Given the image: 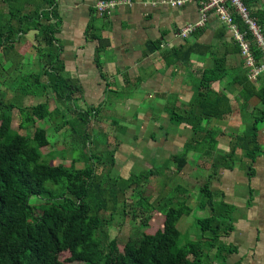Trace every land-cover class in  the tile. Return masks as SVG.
Listing matches in <instances>:
<instances>
[{
    "label": "crops",
    "instance_id": "0c3cea01",
    "mask_svg": "<svg viewBox=\"0 0 264 264\" xmlns=\"http://www.w3.org/2000/svg\"><path fill=\"white\" fill-rule=\"evenodd\" d=\"M97 1L54 0L51 6L54 16L50 24L54 29V49L61 62L60 74L63 81L59 79V82L57 80L48 82L47 76L43 75L41 82L34 86L45 88L49 95V91L57 85L64 87L59 91L64 90L65 96L57 95L53 100L52 97L49 98L50 105L54 101L51 109L58 107L60 110V104L69 103L72 108L79 109L76 112L89 113V124L92 118L99 124L104 118L102 113L106 107L109 112L114 106L120 109L118 116L123 119L122 125L132 122L135 128L128 131L132 135H129L128 140L117 137V142L110 148L115 159L112 168L119 166L123 172L127 169L126 172L131 173L135 163L150 165L149 160L152 159L155 163L151 164L166 168L164 171L161 168L154 170L155 179L159 173H165L164 175L167 176L173 167L174 172L179 174L189 167L197 170L210 162L205 160L207 157L199 158L198 144V148L195 146L196 149H193L196 159L190 152L185 151L186 144L192 137L190 123L182 122L178 124L180 128L178 126L170 133L167 130L163 131L162 126L175 124L173 117L171 119L173 111L185 114L194 107L203 70L213 67L216 59L223 58L224 75L222 80L212 83V88L214 91H223L227 94L232 111L222 118L203 119L201 124L213 129L215 135L218 134L215 136L216 145L221 138H228L230 150L232 139L242 134L234 129L240 121H243L246 110L254 112L257 106L255 103L259 100L251 97L245 101L240 97L242 88L239 81L247 70L242 65L238 44L226 26L214 13L209 12L202 26L196 27L186 37H181L179 32L182 28L200 19L199 4L196 1L176 6L172 3L174 0H119L117 6L107 16H100L96 12ZM243 1L250 14L264 8V0ZM27 8L32 9V6ZM47 25L48 22L40 21L36 29H29L23 40L17 43V54L21 56L20 63L25 64L22 57L31 50V56L25 65L26 75L43 70L40 55L34 52L41 51L43 44L36 40V36L39 39L42 35V27ZM188 49L191 52L185 56ZM18 55L17 59H19ZM50 58L53 61L54 54ZM262 78L259 82L257 80L256 84H260L261 80H264ZM21 82L24 83L23 78L17 81L14 77L12 86ZM64 85H68L69 89ZM21 87L24 88L23 84ZM53 92L57 91L53 89ZM77 103L81 105L80 108ZM65 106L62 107L63 110ZM263 111L264 109L263 117L260 119L264 118ZM214 118L216 122L212 121ZM111 121L110 124L120 125L114 123L116 120ZM227 127L231 129L228 133L224 130ZM61 130L62 128L59 133ZM91 130L92 134L99 131L98 128ZM116 130L110 131L116 134ZM119 132L124 134L127 131L119 130ZM201 140H204L201 147L205 150V155H210L213 159L218 157L216 147L212 150L205 149L207 137L200 138ZM262 149V152L250 163L243 157L241 150L237 149L232 166L219 167L215 171L216 174L212 175V182L209 181L212 199L211 203L206 201L204 208L210 209V204L213 207L224 204L231 209L229 218L220 217L221 220H230L233 225L231 232L221 237V242L235 247V252L231 255H238V260L235 263L228 262L229 264L264 262L261 259L259 261L257 256L258 252L264 250L263 146ZM182 154H186L187 162L184 167H188L185 169L182 167L177 172L176 166L180 161L172 157ZM162 159L171 160L173 163L169 165L166 161L162 162ZM121 169L115 172L119 174ZM209 169L206 168L205 173H208ZM210 177L211 175L208 176L209 179ZM178 189L184 195L181 196L182 198L191 195L190 187L181 186ZM196 191H198L197 187H192L193 198ZM164 194H166L164 189H160L153 199ZM197 199L195 205L200 203L198 197ZM224 208L222 207V211ZM248 237L251 239L246 242Z\"/></svg>",
    "mask_w": 264,
    "mask_h": 264
},
{
    "label": "trees",
    "instance_id": "16d2710c",
    "mask_svg": "<svg viewBox=\"0 0 264 264\" xmlns=\"http://www.w3.org/2000/svg\"><path fill=\"white\" fill-rule=\"evenodd\" d=\"M3 1L12 3V0ZM24 2H27V7L32 6V9L25 8ZM16 3L17 7L13 9L15 12H11V16L0 24V49H13L17 37L20 41V37L29 29H36L40 21L48 22L46 27H42L39 39L36 36V40L43 44L39 56L43 62V70L26 75L23 78V86L25 88L39 84L43 75L47 76L48 82L54 80L59 82V79L62 80L61 62L58 54H55L54 29L50 24L54 16L51 7L54 0H18ZM251 16L256 18L264 36V8L255 10ZM235 21L241 30H247V26L238 15H235ZM13 22H16L15 25ZM247 38L255 62L260 63L262 53L256 45V40L249 32ZM238 51L240 52V48ZM190 52L188 49L185 56ZM53 54L52 61L50 56ZM224 72V59H216L213 67L202 72L194 107L185 114L172 112L171 119L173 117L176 125L182 122L190 123L192 139L186 144V148L194 149L200 142L198 138L206 137L205 149L215 148L216 135L213 129L201 122L212 117L222 118L232 111L227 94L212 89V83L220 80ZM263 75L258 77V82ZM252 82L246 74L242 76L239 81L242 88L240 97L245 101L256 97L264 104V80H261V84H256L257 81ZM61 88L64 87L61 85L54 87L56 93L53 89L50 90L53 94L52 100L57 95L65 96L64 90L59 91ZM19 111L26 114L24 120L35 121L53 120L60 110L58 107L50 109V100H46L30 107L24 106ZM78 114L77 119L84 125L83 129L88 128L89 113L85 111ZM262 115L255 117L248 132L238 134L232 139L228 152L214 159L211 163L214 168L212 174L215 175L219 167L230 168L237 149L241 150L249 163L262 152L257 137V121ZM24 120L21 118L19 126H22ZM10 121V116L0 115V264H206L207 253L213 248L216 249L214 256L220 258L223 264H229L227 257L235 252V247L221 242V237L227 236L233 225L230 220L218 218L221 217V212L224 213L223 217H230L229 206L220 204L214 208L210 204L211 212L213 211L210 216L196 220L201 230L200 238L179 245L178 220L183 215H189L193 208L187 203L186 198L182 197L163 195L151 201L145 190L139 186L140 181L145 183L149 176L154 175L153 170L131 173L126 178L119 174L113 179L108 176L109 181H112L106 185L103 181V171H97L102 162L101 154L91 151L90 136L86 130L72 140L74 148H80L84 161V166L77 168L74 164L78 158H73L68 166L63 163L51 164L43 159L41 148L49 143L44 128H36L29 136L21 135L13 132ZM68 121L69 119L56 124L55 129L60 130ZM77 126L72 132L75 133ZM61 157L65 159L63 154ZM107 157L112 168L115 163L113 150L108 152ZM172 158L180 161L176 166V171L179 172L187 162L186 154L174 155ZM180 187L177 185L175 190L182 194L178 189ZM128 189H137L139 192L136 206H140L149 214L150 207L157 209L159 206L158 209L163 211V219L160 228L146 233L144 228L149 218L141 216L138 206L133 205L130 215L141 219V232L135 237L128 238L120 247L116 238H111L105 227L115 217L128 214L124 195ZM200 191L206 201L211 203L212 192L208 182L200 186ZM31 198H35L37 202L33 203ZM206 201H201L198 206L204 208ZM222 207H225L223 211ZM206 231L209 232L207 236ZM202 234L206 237L205 240L202 239L204 238ZM65 252L67 255L62 258L61 254Z\"/></svg>",
    "mask_w": 264,
    "mask_h": 264
},
{
    "label": "rangeland",
    "instance_id": "374dc122",
    "mask_svg": "<svg viewBox=\"0 0 264 264\" xmlns=\"http://www.w3.org/2000/svg\"><path fill=\"white\" fill-rule=\"evenodd\" d=\"M32 1H36V0H32ZM18 0H12V3L9 4L8 1L4 2L3 0H0V24L2 25V23H4L6 21V18H9L11 16V12H13L14 8L17 7V3ZM27 2L23 3V6L26 4ZM36 4V3H35ZM28 4L25 5V8L27 7ZM15 12V11H14ZM16 22H13L12 24L15 25ZM7 27V26H6ZM23 28H25V25L23 26ZM24 35H22V37H20V40L24 38ZM18 37L17 40L15 41V45L14 48L12 49H0V115H6L7 117L10 116L11 121H10V128L13 130V132H17L21 135H32L34 130L38 127L40 128H44L46 130L47 133V138L49 143L45 146H43L41 148V152L43 154V159H45L48 163L51 164H58V163H63L65 166H68L71 164V161L73 158H78L79 160H76V163L74 164L77 168H81L84 166V161H82V157H81V151L80 148H74L72 140L73 138H78V135H82L81 133L86 130L87 134L90 136V149L92 152L96 153V154H101V163L99 165V167L97 168L98 170H102L103 171V181L104 183L110 184L111 181H109L108 176L111 177V179H113V177L115 175H117L118 173L115 172L117 170H120L121 167L116 166L114 168H110L111 163L108 161V152L110 151V148L112 146H114V144L117 142V137L122 138V140H128L129 138V130H133L135 128L134 125L131 124H127V125H122L123 123V119L118 116L119 113L121 112L120 109L116 108L114 106V108H112L111 112H109L110 110L106 107V109H103V113L101 111V113L103 114L104 118L100 120V125L98 124L97 121H94V118H92L89 126L91 128H95V129H99L98 132H94L92 134V130L91 128L86 127V129L84 128V125L81 123L80 120L77 119V116H79L78 111L79 109L76 108H72L71 106H69V103H62L60 104V111L57 112L55 115L56 117L53 120L50 119H36L35 121L32 120H24V116H26L25 113H21L19 111L20 108H23L24 106H32L34 104L40 103V102H44L46 100H49L50 97H52V93L50 92V95L48 94V92H46L43 88H38V86L34 87V85L32 87H25L22 88V84L23 82H21L20 84L16 85V86H12V79H15L17 81L22 80V78H24L26 76L25 72V65L27 63L28 58L31 56L30 51H28L25 56L22 57L23 63H20L21 61V56H19L17 54V49H18V45H17V41H18ZM32 52H34L32 50ZM34 54L36 55H40V52L36 51L34 52ZM33 54V55H34ZM17 55L18 58L17 59ZM243 62V60H242ZM243 65V63H242ZM244 67V65H243ZM245 68V67H244ZM243 68V69H244ZM246 70V68H245ZM244 70V71H245ZM25 74V75H24ZM42 78V77H41ZM264 79V76L263 78ZM11 80V81H10ZM222 80V79H221ZM10 82V83H9ZM261 84V83H260ZM43 89V90H42ZM213 89V88H212ZM55 99V97H54ZM256 100V99H255ZM57 102L55 101V104ZM53 103L50 105V109L52 108ZM59 104V101H58ZM67 104V105H66ZM74 104V103H73ZM256 105V109L254 110V112H248L246 110V112L244 113L245 116L242 118L243 121H240V123L238 124L237 128L234 129L235 131H238L237 133H246L250 130L253 121H254V117L255 116H261L262 115V110L264 109V104L260 103L259 101H256L255 103ZM13 105V106H12ZM66 105V106H65ZM64 110L62 109V107H64ZM77 106H79L80 108V104L77 103ZM83 108H85L84 105H82ZM258 107V108H257ZM68 108V109H67ZM63 110V111H62ZM74 112V114L72 113ZM65 113V114H64ZM64 114V117H63ZM110 114V115H109ZM105 115L107 117H105ZM226 116V115H225ZM224 116V117H225ZM101 117V116H100ZM263 117V116H262ZM21 118L23 121L22 126H19V123L21 121ZM69 119V121L67 122L68 124H65L61 130V132L59 133V130L57 131V129H55V125L56 124H61V122H63L64 120ZM227 119V118H225ZM111 120H116L114 123L116 124H120V125H114V124H110L112 121ZM213 122H216V118L212 119ZM78 123V124H77ZM82 127V129H80L78 126ZM77 126V130H75V133L72 132V129H74V127ZM179 125H165L162 126L163 127V131H168L170 133V131H173L175 128H178ZM181 126H179L180 128ZM216 128V125L215 127ZM112 129H117V133H112L110 130ZM257 137H258V141L260 144H262V146L264 147V118L263 119H259L257 121ZM119 130L121 131H127L126 133L123 134V132H119ZM224 130H227V133L231 130L230 128H224ZM79 133V134H78ZM158 134V133H157ZM132 136V135H131ZM216 136H218V134H216ZM217 138V137H216ZM192 138L189 139V141ZM198 140L200 141V138H198ZM228 138L226 139L225 137L221 138L218 141V145H216L215 147L217 148V153L218 156L223 155V153H226L229 151L228 147H229V143L228 142ZM188 141V142H189ZM187 142V143H188ZM201 144H203V140H201L198 145H199V158H205V160H209L210 164H208L207 166H201V168L197 169L196 168H187L185 172L179 174L174 172V167L170 169V167H168L169 170V174L166 176L164 174L159 173L157 179L154 172V175L149 176L148 181H146L145 183H143V181H140L141 185L139 186L140 189H144L145 190V194L148 195V198L152 201V199L154 198V196H156V194H158L160 189H164L165 193L164 196H173L175 198L178 197H184V195L181 193H178V190H175L177 185L182 186V188L186 187H190L191 190V195L188 196L186 198V201H189L188 204L190 206H192V211L189 215H183L177 223V228L180 231V237H179V245H183L188 241H193V240H198L200 238V234H201V230L199 229V225L196 223L197 219L200 218H204L207 216H210V214L212 213L211 210L209 208H202L198 205H195L194 203L198 202L197 197L199 198V201L201 202H205L207 199L204 197V194L200 191V187L202 184H205L206 182H208V184H210V182H212V176L210 177V179L208 178L209 175L212 174L214 168L211 165V163L214 161L212 156H208L205 155V150L202 149ZM89 146V143L87 144V147ZM198 148V146H197ZM184 149V148H183ZM195 149V148H194ZM185 151L190 152L191 155L194 156V159H196V156L193 152V149H190L189 147H185ZM215 151V152H216ZM119 152V151H118ZM176 152V151H175ZM174 154H178L175 153ZM64 155L65 159H62L61 155ZM46 157V158H45ZM138 159L135 157H131V159ZM198 158V157H197ZM216 158V157H215ZM95 161L97 162V159H95ZM162 162H165L166 160L162 159ZM167 163H169V165H171V163H173V161H166ZM90 163V162H88ZM148 163V162H147ZM149 164H144L141 165L139 163H135L134 166H132L131 168V173H140L142 171L145 170H155L157 171L158 165H153L151 163H155L152 159L149 160ZM102 166H105L102 168ZM184 167V166H183ZM188 167V166H186ZM184 167V169L186 168ZM206 168H210L208 173H205ZM163 169V171L166 168H161ZM127 169H124V172L121 169V173H119V175H121L122 177H128L130 176L131 173L126 172ZM99 172V171H98ZM213 175V174H212ZM152 178V179H151ZM198 181V182H196ZM210 181V182H209ZM197 187L198 191L195 192V197L193 198V194H192V187ZM167 190V192H166ZM194 191V190H193ZM139 192L137 191V189H131V190H126L125 191V208L126 211L128 212V214L124 215V216H117L115 217L110 223L109 225H106V230L108 231L109 235L111 238L115 237L119 246L122 247L123 243L125 241L128 240V238L130 237H135L137 236L141 231H140V224H141V219L138 218H133L130 215V211L132 206H136V200H138L139 198ZM201 197V198H200ZM173 198V199H175ZM31 201L33 203H36L37 200L35 198H31ZM213 205H214V201H213ZM218 205V204H216ZM138 206V205H137ZM136 206V207H137ZM219 206V205H218ZM159 207V206H158ZM153 209V207H150L151 213L149 214L148 212H144V210L138 206V210L139 212H141V216L143 215L144 217L148 216V223L147 225H145L144 231L146 233H150V232H154L156 229L160 228L162 225V219H163V211L160 209ZM215 208V206H214ZM217 209V208H216ZM221 212V211H220ZM221 217L224 216V213L221 212ZM233 217V215H232ZM220 219V217H218ZM209 232L206 231L205 235L207 236ZM201 236H204L203 234ZM203 240L206 239V237L204 236V238H202ZM250 237H248L246 240V242L250 241ZM206 249V248H205ZM214 252L215 249H210L208 251V256L206 259V264H223V262L221 261V259H217L214 256ZM67 255V253H63L61 254V257L64 258ZM238 255H230L228 258V262H232L235 263L237 259ZM257 256L259 257V261L260 259L264 261V250L263 252H258ZM264 262L260 263L263 264ZM242 264V263H241ZM244 264V262H243ZM258 264V263H257Z\"/></svg>",
    "mask_w": 264,
    "mask_h": 264
},
{
    "label": "built area",
    "instance_id": "2783aa9c",
    "mask_svg": "<svg viewBox=\"0 0 264 264\" xmlns=\"http://www.w3.org/2000/svg\"><path fill=\"white\" fill-rule=\"evenodd\" d=\"M196 1L199 4L200 19L182 28L179 32L181 37H186L192 33L196 27L202 26L207 13L212 12L232 33L239 48L243 65L247 70L249 80L257 81L258 77L264 74V36L257 21L251 16L248 7L243 0H174L172 3L181 6L187 2ZM119 0H98L95 4L96 12L100 16H107L113 8L117 6ZM234 14L238 15L242 22L247 26V30H241L235 22ZM248 32L256 40V45L262 53V60L256 63L251 51Z\"/></svg>",
    "mask_w": 264,
    "mask_h": 264
}]
</instances>
